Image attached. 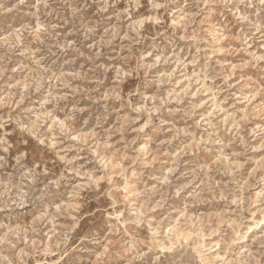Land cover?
<instances>
[{
  "label": "clouds",
  "instance_id": "clouds-1",
  "mask_svg": "<svg viewBox=\"0 0 264 264\" xmlns=\"http://www.w3.org/2000/svg\"><path fill=\"white\" fill-rule=\"evenodd\" d=\"M0 264H264V0H0Z\"/></svg>",
  "mask_w": 264,
  "mask_h": 264
}]
</instances>
